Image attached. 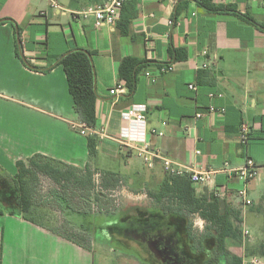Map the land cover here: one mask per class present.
<instances>
[{
	"label": "crops",
	"instance_id": "0c3cea01",
	"mask_svg": "<svg viewBox=\"0 0 264 264\" xmlns=\"http://www.w3.org/2000/svg\"><path fill=\"white\" fill-rule=\"evenodd\" d=\"M69 2L0 0V171L14 176L17 162L36 155L98 171H110L95 163L100 153L118 160L120 169L110 172L122 177L121 185L137 184L136 195L147 197L148 202L134 204L132 216L123 219L115 216L118 208L112 212L116 220L105 225L109 238L102 244L118 246L112 253L120 264H129L123 260L146 264V259L166 264L180 258V243L189 254L192 241L187 238V227L198 237L206 223L198 215L184 218L159 210L149 194H155L169 176L162 164L154 161L153 167L147 168L134 151L114 141L126 125L123 115L132 105L142 104L147 108L146 141L151 150L197 171L218 172L210 185H193L197 196L220 194L215 198L226 207L239 209L244 220L247 207L237 197L243 183L227 171L241 168L250 158L260 168V176L247 183L248 196L251 206L253 196H258L259 206L264 208V33L236 16L208 13L193 0H137V15L123 35L118 24L131 11H121L113 25L96 28L93 18L84 19L76 13L103 0H80L73 6ZM212 2L233 5L240 14L264 22V0ZM148 44L153 46L150 56ZM169 46L185 50L187 59L173 62ZM75 49L93 54L94 130L98 132L93 135L97 145L93 159L88 153L90 135L72 127L79 122L59 63ZM129 57L151 62L138 73L132 94L118 79L119 64ZM161 66H173V70L161 73ZM191 84L195 90L188 88ZM210 94L215 95L212 100ZM210 104L224 109V114L209 115ZM197 113L202 114L200 119H195ZM243 124L250 128L245 146L239 142ZM66 210L67 214L77 213ZM145 219L170 230L166 241L173 247L160 248L157 240L142 238L138 226H130ZM193 219H198L199 225L204 223L203 230L193 231ZM0 222L2 264H94L92 243L81 234L76 238L64 232L72 229L70 224L54 225L53 231H48L21 214L9 213L2 214ZM204 244L210 243L206 240ZM130 245L137 246L145 258ZM191 257L198 264L203 261L202 256ZM259 260L264 264V258Z\"/></svg>",
	"mask_w": 264,
	"mask_h": 264
},
{
	"label": "trees",
	"instance_id": "16d2710c",
	"mask_svg": "<svg viewBox=\"0 0 264 264\" xmlns=\"http://www.w3.org/2000/svg\"><path fill=\"white\" fill-rule=\"evenodd\" d=\"M193 1L198 7L208 13L236 16L264 33V22L258 23L253 18L240 14L233 5H217L212 0ZM79 2L80 0H70L69 6ZM136 7L137 0L125 1L122 12L127 9L128 12L131 11L132 13L125 21H120L118 24L121 34L125 35L127 33L131 19L136 17ZM168 53L172 57L173 62L187 59V54L182 49H174L169 46ZM92 55L90 51L75 49L62 57L59 63L66 75L68 92L73 99V109L77 121L86 124L92 129H96L95 105L97 95L94 89L95 78ZM150 64L151 62L149 61L138 60L134 57L121 60L118 68V79L124 82L129 94L135 91L138 73ZM87 144L89 156L93 159L97 153L96 137L93 135L87 136ZM96 173L100 174L99 185L94 183L93 175ZM41 176L48 178L56 185L64 187L69 184L86 191L88 198L90 196L95 198L98 210L104 211L108 216L113 215L112 212L107 210L113 204L103 191L116 190L119 184H123L122 177L116 172L91 170L88 166L84 169H78L73 166L62 165L41 155H36L28 159L27 162H17L14 176L0 171V203L11 209L10 215H15V212L18 211L25 220L34 222L25 218L24 212L32 209V198L38 196V183ZM96 189H99L100 192H96ZM103 195L107 198L104 199ZM149 197L154 200V204L158 206L159 210L164 211L163 213L168 212L178 217L184 215V218L189 215H198L206 223L204 233L198 237L187 227V238L192 241L188 245L189 254L190 256H202L203 261L201 264H244L242 256L230 252L226 246V241L228 240L235 246L241 245L242 234L240 225L243 223V219L239 209L224 206L220 199L212 195L197 196L194 186L187 179L181 177L168 176L159 185L157 192L155 194L150 193ZM57 198L58 200L59 198L60 200L62 199L60 195ZM90 199L92 198L90 197ZM62 200L65 201L64 199ZM91 203H93L91 200H87L82 205L84 211ZM70 210L74 211L72 208ZM75 212L83 213L79 210ZM0 216H2V212H0ZM64 232L66 234L73 233V230L64 229ZM206 240L210 244L205 245L204 242ZM246 255L264 258V243H260L254 248L246 249ZM0 264L2 263L0 262Z\"/></svg>",
	"mask_w": 264,
	"mask_h": 264
},
{
	"label": "rangeland",
	"instance_id": "374dc122",
	"mask_svg": "<svg viewBox=\"0 0 264 264\" xmlns=\"http://www.w3.org/2000/svg\"><path fill=\"white\" fill-rule=\"evenodd\" d=\"M61 1V0H60ZM97 166L102 167V169L117 171L120 169L121 165H119L118 160L114 159H106L101 156V153L97 157L95 161ZM93 170V167H92ZM260 174L256 177L259 178ZM95 185H99L100 183V174L96 173L93 175ZM258 181V180H257ZM256 181V183H257ZM38 196L32 198V209L24 212V217L34 221L31 222L37 226H43L44 229L53 230L54 225H62L70 224L73 233H71L74 237L80 234L88 238L89 243L92 246V253L95 256L94 264H120L119 257H116V254L112 253L114 250H119L116 244L106 243L105 245L102 242L108 240V233L106 232L105 225L108 223H114L116 220L114 215L108 216L104 211H99L97 208V203L95 198L90 196L88 198L86 195V191L81 190L80 188H75L73 185L66 184L67 186H60L54 184L51 180L46 177H40V181L38 183ZM138 185H130L126 187L125 185L119 184V187L113 191H103V193L111 199L113 206L109 207L107 210L109 212H114L117 208L115 216L120 218L132 216L134 204H144L148 202L147 197L143 196L139 198L137 194ZM240 189V188H239ZM96 192H100L99 189H96ZM135 190V191H134ZM141 190V189H140ZM144 191V190H143ZM141 190V192H143ZM263 191V188H261ZM60 195L62 199L58 200L57 196ZM103 195L104 199L107 198ZM57 198V199H56ZM255 202L253 206L247 207L246 213L244 215L243 223L240 225V229L242 227H246L249 235L245 236L241 239V245H233V243H228L226 246L232 253H237L242 256L244 260V264H250L249 261L251 258H257L258 256L249 257L246 255V249L254 248L260 243H264V208L259 206L258 196H253ZM91 200L93 203L88 205L86 211H84L83 204L87 201ZM67 206V207H66ZM72 208L73 210H79L81 212H89L81 215L79 213L70 214L66 213L65 210ZM0 211L3 215L11 212V209L4 204L0 203ZM67 211V210H66ZM19 212L16 211L15 215H18ZM119 214V215H118ZM22 215V214H21ZM123 217V218H124ZM68 223H67V221ZM198 219H193V231L198 233L203 230L204 223L199 225ZM2 229L0 222V231ZM115 231V229L113 230ZM132 248L138 249L137 252L140 254L142 259L145 258V255L142 254L141 250L137 246L130 245ZM112 249V250H110ZM131 256H134L132 254ZM123 262L129 264H135L132 261L123 260ZM146 264H154L149 259H146ZM261 262V261H260ZM30 264H32L30 262Z\"/></svg>",
	"mask_w": 264,
	"mask_h": 264
},
{
	"label": "built area",
	"instance_id": "2783aa9c",
	"mask_svg": "<svg viewBox=\"0 0 264 264\" xmlns=\"http://www.w3.org/2000/svg\"><path fill=\"white\" fill-rule=\"evenodd\" d=\"M126 0H103L98 6L88 7L79 13L77 16H81L84 19L89 17L94 20V27L99 28L104 25H113L119 18L123 5ZM171 23V22H170ZM147 55L150 56L153 52V46L148 44ZM205 67V66H204ZM161 73H167L173 70V66H161ZM190 90H195L196 87L191 84L188 85ZM113 93V92H112ZM215 95L210 94L209 98L212 100ZM147 108L145 105H132L129 110L123 115V119L126 125L122 127L114 141L121 147L128 148L134 151L138 157L141 158L147 168H152L154 161H159L162 164L164 172L171 177L186 178L192 185H210L214 182L215 176L218 172L214 171H197L193 168L177 164L170 159L161 156L156 151L150 149L147 141V123H146ZM209 115H223L224 109L216 108L213 104L208 106ZM202 114H195V119H200ZM75 129H79L82 135H98L94 129L88 127L86 124L77 123L73 125ZM104 136V135H103ZM250 137V128L248 125H241L239 129V142L245 146L248 143ZM199 154V152H197ZM260 168L255 162L248 158L241 168L224 170L232 173L240 178L243 186L237 191V197L244 207L251 206L252 202L249 199L247 191V183L256 179L259 175ZM220 194H214L215 197H219ZM242 238L249 235L246 227L241 229ZM250 264H261L257 258H251Z\"/></svg>",
	"mask_w": 264,
	"mask_h": 264
},
{
	"label": "flooded vegetation",
	"instance_id": "af4514ba",
	"mask_svg": "<svg viewBox=\"0 0 264 264\" xmlns=\"http://www.w3.org/2000/svg\"><path fill=\"white\" fill-rule=\"evenodd\" d=\"M145 219L142 222H138L137 224H130L132 228L138 226V229H140L139 232H141V237L144 236L147 237V239L153 238L158 241L160 248L168 249L169 246H172V244L168 243L167 235L166 233L170 230H166V228H162L161 225H157L154 223V221L150 220L149 222ZM165 231V232H164ZM180 242V240H179ZM173 247V246H172ZM172 249V248H171ZM177 250L181 252L180 258H172L170 261H167L166 264H198L195 260H192V257L189 256V254H186V251L184 250L183 246L180 244L177 245ZM173 253V250H172ZM177 260V261H176Z\"/></svg>",
	"mask_w": 264,
	"mask_h": 264
}]
</instances>
